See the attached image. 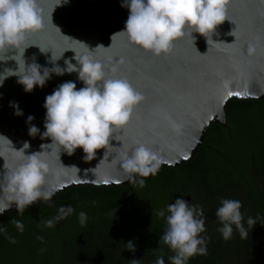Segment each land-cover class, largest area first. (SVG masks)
<instances>
[{
	"label": "water",
	"instance_id": "95a60500",
	"mask_svg": "<svg viewBox=\"0 0 264 264\" xmlns=\"http://www.w3.org/2000/svg\"><path fill=\"white\" fill-rule=\"evenodd\" d=\"M37 3L45 28L28 35L26 43L33 46L25 50L26 63L52 68L53 54L60 58L55 64L64 68L65 60L76 63L75 52L92 54L109 66L122 60L116 64L117 74L126 77L144 100L135 108L131 123L113 134L119 141L110 139L112 148L106 157L107 149L102 148L94 159L85 161L82 148H77L72 155L62 151L59 159L53 149L47 183L61 185V190L51 200L34 204L51 205L74 187L128 186L119 165L111 162L122 144L134 147L137 142L144 143L162 158L161 166L184 165L196 156L213 123L226 124L229 101L264 100V0H229L227 18L217 25L209 44L204 36L194 33V42L185 36L174 43L169 54L159 57L129 43L124 35L112 38L124 30L129 15V10L121 7V0ZM99 45L106 48L95 49ZM13 55L14 50L0 51V60H5L0 61V73L18 67ZM17 80L16 76L8 77L0 86V173L6 171L5 163L12 168L23 162L18 151L24 142L29 144L26 155L42 151V144L51 143L39 135L29 136L26 123L32 115V124L45 131V97L65 81L75 82L77 89L84 86L77 73L52 74L43 88L36 86L31 92H25ZM10 102L17 103L23 115H14ZM13 213H17L15 204L0 216Z\"/></svg>",
	"mask_w": 264,
	"mask_h": 264
},
{
	"label": "clouds",
	"instance_id": "9594fccd",
	"mask_svg": "<svg viewBox=\"0 0 264 264\" xmlns=\"http://www.w3.org/2000/svg\"><path fill=\"white\" fill-rule=\"evenodd\" d=\"M63 2L66 3L67 0ZM228 2L229 0H121V7L128 9L129 15L124 30L114 34L112 38L117 34L124 35L129 43L157 57L169 54L174 43L185 36L191 37L194 42V33L204 36L209 44V37L212 39L217 25L227 18ZM44 28L37 0H0V51L14 50L12 60L18 65L15 70L5 68L0 73V86H3L8 77L16 76L24 91L31 92L36 86L43 88L52 74L63 76L65 73H77V79L84 86L77 89L75 82L65 81L45 97V131L41 132L32 124L35 119L32 115L27 117L29 136L39 135L41 140L50 139L51 143L42 144V151L26 155L25 149L29 148V144L24 142L23 148L18 151L23 162L12 168L4 164L6 171L0 173V215L13 204L17 213L21 214L27 206L38 200H51L61 190V185L53 187L47 183V177L52 172L49 157L53 149L58 153L59 159L62 151L72 155L77 148H82L85 161L94 159L96 151L102 148L107 149L106 157L112 148L110 139L119 141L113 134L131 123L135 108L144 100L143 95L126 77L117 74L116 64L123 63L122 60L109 66L92 54L78 55L75 52L73 59L76 63L65 60L64 68L55 64L60 58H54L53 54L50 60L54 65L52 68H42L36 62L26 63L25 50L33 46L26 43L28 35ZM100 47L106 48L99 45L95 49ZM39 49L45 52L40 47ZM10 106L14 108V115H23L17 103L10 102ZM119 149L111 162L119 165L125 175L124 181L130 184L143 187L144 178L155 176L162 164L158 153L144 143L137 142L134 147L122 144ZM241 208L242 204L238 200H220L215 215L222 225L217 231L224 240L231 239L233 226L240 238L246 239L248 229H252L258 222L259 215L255 219L248 216L246 228L245 223H242L244 216ZM73 211L70 205L59 207L55 216L43 221L44 227L52 228ZM156 215L165 220L166 226L158 243L160 246L166 245L174 253L168 258L170 264H188L190 258L207 254V237L201 235L205 232V219L199 204L178 198ZM86 219V213L81 211L78 214L80 224L84 225ZM11 223L23 232L21 221L13 220ZM6 232V228L0 227V233H5V238L15 243L14 238L7 236ZM125 248L130 252L136 251L132 241H128L124 250ZM129 264H141V261L133 259ZM154 264H165L164 258L158 257Z\"/></svg>",
	"mask_w": 264,
	"mask_h": 264
},
{
	"label": "trees",
	"instance_id": "16d2710c",
	"mask_svg": "<svg viewBox=\"0 0 264 264\" xmlns=\"http://www.w3.org/2000/svg\"><path fill=\"white\" fill-rule=\"evenodd\" d=\"M225 112L226 124L209 127L192 161L160 166L155 176L144 178L143 187H74L51 205L38 203L21 214L0 216V227L15 240L0 233V264H129L133 259L154 264L160 256L170 264L174 253L158 243L165 220L156 213L178 198L199 204L205 219L201 235L207 237V254L188 264H264V100H231ZM221 199L241 202L246 228L247 217L259 215L246 239L234 226L229 240L217 231ZM69 205L70 216L44 227V220ZM81 211L87 216L84 225L78 220ZM13 220L23 223V232ZM128 241L135 252L124 250Z\"/></svg>",
	"mask_w": 264,
	"mask_h": 264
},
{
	"label": "snow or ice",
	"instance_id": "6c2138e0",
	"mask_svg": "<svg viewBox=\"0 0 264 264\" xmlns=\"http://www.w3.org/2000/svg\"><path fill=\"white\" fill-rule=\"evenodd\" d=\"M235 95L239 96V93H235ZM185 158H187V157H185Z\"/></svg>",
	"mask_w": 264,
	"mask_h": 264
}]
</instances>
